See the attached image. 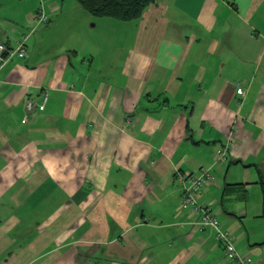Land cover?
Returning <instances> with one entry per match:
<instances>
[{"label": "crops", "instance_id": "obj_1", "mask_svg": "<svg viewBox=\"0 0 264 264\" xmlns=\"http://www.w3.org/2000/svg\"><path fill=\"white\" fill-rule=\"evenodd\" d=\"M39 1L0 0V42L27 37L0 71V264H234L181 205L179 173L205 170L199 201L264 264V0L93 26L63 0L36 26Z\"/></svg>", "mask_w": 264, "mask_h": 264}, {"label": "built area", "instance_id": "obj_2", "mask_svg": "<svg viewBox=\"0 0 264 264\" xmlns=\"http://www.w3.org/2000/svg\"><path fill=\"white\" fill-rule=\"evenodd\" d=\"M45 1L41 0V6L35 15L36 26L46 24L50 18L45 10ZM27 37H25V40ZM19 41L16 46L12 47L6 43L0 42V71L4 65L15 55L25 57L27 55L26 41ZM239 94H244L242 87L238 88ZM47 95L41 104H37L34 100L28 99L26 107L28 111H35L37 109L44 110L46 107ZM227 148V147H226ZM220 149L218 151V159L226 158V151ZM182 186L181 205L183 208L190 207L196 214L200 215L198 226L201 230L211 228L216 232V236L224 247L226 256L233 261L234 264H253V260L249 255L241 254L236 246V237L228 229L222 227L217 212L210 206L205 205L199 201L202 194V189L212 182V175L208 170L200 174H193L191 172H181L178 175Z\"/></svg>", "mask_w": 264, "mask_h": 264}, {"label": "trees", "instance_id": "obj_3", "mask_svg": "<svg viewBox=\"0 0 264 264\" xmlns=\"http://www.w3.org/2000/svg\"><path fill=\"white\" fill-rule=\"evenodd\" d=\"M77 2L94 17L131 22L139 20L156 0H77ZM261 185L264 194L263 180ZM233 186L237 189L243 187L242 184H228L225 192H230Z\"/></svg>", "mask_w": 264, "mask_h": 264}, {"label": "rangeland", "instance_id": "obj_4", "mask_svg": "<svg viewBox=\"0 0 264 264\" xmlns=\"http://www.w3.org/2000/svg\"><path fill=\"white\" fill-rule=\"evenodd\" d=\"M62 1V0H61ZM60 1V2H61ZM63 3H78L77 2V0H63L62 1ZM61 2V3H62ZM39 3H41V0L39 1ZM39 6H40V4H39ZM71 7V6H70ZM76 14H77V12L76 11H69V12H67V10H66V16L69 18V20L71 19V18H74V17H76ZM79 18V20H82L83 19V15L81 14V17H78ZM98 21H101V20H99L98 19V17L97 18H95V19H93V20H90V22H89V25H91V26H93V24H96V22H98ZM50 22V21H49ZM52 24V23H51ZM46 27V25H42L41 26V28H40V30L41 29H43V28H45ZM108 29H109V25H107L106 23L105 24H103V22H100L99 24H98V27H93L92 29H90V30H93V32H95L96 34H103V32H104V34H107V32H108ZM98 42L102 45V46H104V45H106V41H104L102 38H99V40H98ZM102 49V48H101Z\"/></svg>", "mask_w": 264, "mask_h": 264}]
</instances>
